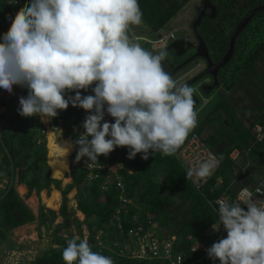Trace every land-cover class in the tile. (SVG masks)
<instances>
[{
    "label": "clouds",
    "instance_id": "obj_1",
    "mask_svg": "<svg viewBox=\"0 0 264 264\" xmlns=\"http://www.w3.org/2000/svg\"><path fill=\"white\" fill-rule=\"evenodd\" d=\"M142 23L138 0H29L0 43V88L28 90L19 99L22 117L55 118L70 103L88 112L85 132L64 146L67 152L77 149L78 163L87 157V167L117 147L128 148L129 160L142 154L146 161L157 152L171 156L198 123L196 89L165 71L166 49L150 51L132 34ZM93 84L94 95L82 96L81 90ZM66 92L75 95L65 99ZM105 111L114 123L105 121ZM217 164L209 157L189 168L186 178L198 183ZM216 203L218 222L212 227L223 226L227 236L208 249L209 258L220 264H264V200L258 203L243 187L234 201L222 197ZM62 259L64 264H114L78 236L66 241Z\"/></svg>",
    "mask_w": 264,
    "mask_h": 264
},
{
    "label": "trees",
    "instance_id": "obj_2",
    "mask_svg": "<svg viewBox=\"0 0 264 264\" xmlns=\"http://www.w3.org/2000/svg\"><path fill=\"white\" fill-rule=\"evenodd\" d=\"M191 1L138 0L143 13V23L150 28L153 34L166 29ZM211 1L217 8L218 15L215 20L204 21L200 28V36L204 39L212 59L218 61L225 56L229 49L230 39L239 19L234 22L230 9L220 10L217 2ZM28 3L29 0L23 5L8 6L0 0V43L3 42L2 37L11 27L15 15ZM245 4L249 6V9H254L259 7L260 3L249 0ZM231 27L233 29L230 31V35L226 37L225 32ZM236 55L237 50H235L234 57ZM258 55L259 52L255 53L251 59L255 60ZM233 59L228 65L232 63ZM228 65L220 72V86L226 81ZM79 110L80 108L67 109L58 113L55 123L58 124V120L63 121L64 140H68L72 133L67 124L68 116ZM221 110L226 111L225 119L221 115ZM231 113L227 100H222L212 109L205 121L196 125L188 135V137L193 133L203 135L202 133L210 124L215 127V133L206 141L221 161V168L217 176L224 180L227 187L246 166L244 158L240 163L235 164L231 160L230 154L236 148L244 155L255 140L252 134L254 125L264 121V112H262L249 129H244L242 123L234 120V115ZM217 123L220 124L219 127L216 126ZM42 127L43 124L38 116L32 125L28 121L14 120L11 126L13 131L4 133V141L15 168L19 170V183L27 186L29 196L33 194L40 196L42 191L47 190L49 192L53 187L60 191L62 204L59 214L52 209L41 207L37 217L18 192L13 190L0 202V243L6 238L8 232L35 221H38V233L42 236L43 228L50 230L58 217H61L64 223L59 226V229H68L76 225L82 235V226H86L90 234L87 240L92 250L111 257L114 264H172L169 260L135 259L121 253L125 245L130 243L129 230H137L139 227L147 229L149 221H152L157 224L159 234L162 237H177L178 241L175 242L176 253L182 252L183 264H215L210 260L198 261L200 257L192 254L190 250L192 242L188 240L189 237H193L195 240L213 244L218 238V235L209 231L210 227L216 221L218 222V217L209 202L220 197L225 189L216 190L214 188L215 180L199 192L194 188L191 180H187L186 172L174 154L164 156L159 152L150 153L149 159L146 161L142 159V154H138L135 159L129 160L127 158L128 148L117 147L108 156H99V164L95 165L108 166L115 163L124 165L125 170H122L119 176L126 185V196L132 201L131 204L124 206L119 201L121 191L116 183H110L107 191L101 189L103 182L111 179L113 175L106 170H98L96 171L98 178L90 183L88 171L82 168V162L76 161L77 150L70 162L69 176L72 178V182L64 185L62 180L52 178V170L46 160L49 141L46 143L45 140L40 147H36L34 143L37 132ZM224 144L225 147H223ZM251 157L264 164V143L258 144L253 149ZM42 168L45 169V173L42 172ZM159 169L164 170L166 176L157 180ZM250 181L249 177H244L239 185L249 186ZM141 186L144 190L137 195ZM74 190L77 192L78 210L84 216L82 222L76 218L75 212L69 210L68 196ZM231 194L234 196L235 191H231ZM137 197L138 201L136 200ZM255 200L259 203L260 200H264V197ZM118 210H121L119 218L122 229L119 227V221L115 219ZM98 232L102 233L103 244V241L97 239ZM73 237L75 236L71 235L68 239ZM83 238L81 237V239ZM68 239H62L58 235L53 236L54 245L58 247H52L42 253L33 264H64L62 250Z\"/></svg>",
    "mask_w": 264,
    "mask_h": 264
},
{
    "label": "built area",
    "instance_id": "obj_3",
    "mask_svg": "<svg viewBox=\"0 0 264 264\" xmlns=\"http://www.w3.org/2000/svg\"><path fill=\"white\" fill-rule=\"evenodd\" d=\"M8 6H19L25 4L27 0H1ZM177 30H171L167 33H162L156 38H143L140 41L146 43L148 50L159 51L160 49H168V47L174 42L177 41ZM139 41V42H140ZM202 68V65L198 63L193 69L188 70V72L182 77H177L175 80L178 83H181L185 77H189L194 74V72L198 71ZM199 75V74H198ZM197 75V76H198ZM209 78L204 77L200 80V82L196 83L192 87H195L196 92L194 93L199 100V106L195 109H204L203 107L207 106L212 97L206 96L203 91L205 86H208L210 83L208 82ZM95 87V84L91 86L87 91L81 90L82 96L94 95L92 88ZM28 90L26 88H22L20 86H13L12 93L7 92L6 90L0 92V146L2 148V152L0 153V202L6 198V196L13 190L18 191V187L20 186V178H19V170L15 168L13 160L9 154L8 148L6 146V142L4 141V133L12 132V122L16 121H28L30 125H32L34 119L37 116L32 117H22L18 114L19 99L20 97H27ZM75 92H66L65 99H68L71 96H74ZM68 109H76L69 104ZM64 110L58 111V113H62ZM89 115L84 109H81L78 112H74L73 114L68 116L67 124L70 127L72 133L70 137V141L74 144V141L78 138L81 133L85 132L83 128V122L86 116ZM39 117V116H38ZM57 117V116H56ZM55 118H46L40 120L43 124V127L38 130L36 138L34 139V143L36 147H40L43 142H48V135L50 129L53 131H62L63 121L58 120V124H55ZM105 121L109 123H114V119L107 114L105 111ZM61 123V124H60ZM252 134L255 138L252 145L247 149L244 153H241L239 149L233 150L230 154L231 160L238 164L241 162L242 158L246 161V166L241 170V173L237 175V177L232 181V183L227 187L224 183V180L221 177H218L217 174L221 168V161L218 156L211 150L208 145L206 139L197 133H193L188 137L185 142L180 146L178 151L174 154L183 169L187 174V170L189 168L196 167L200 162L208 159L209 157H215L218 161L216 168L213 170L212 174L204 180H201L198 183H193L194 188L197 191H202L205 189L210 182L215 180V189L224 188L223 194L216 198L215 201L209 202L212 208L214 209L217 217H218V205L216 201L220 198H226L229 201H234L237 197V193L243 187H248V189L252 192L254 199H260L264 197V177H257L255 179L254 184H250L249 186H240L239 183L243 180L244 177H251L252 170V158L251 154L253 149L258 145L264 143V121L262 123H257L254 125L252 129ZM91 139V137H89ZM75 148V147H74ZM77 149L75 148L74 152ZM244 156V157H243ZM87 157H85L82 162V168L88 171V178L90 183L98 178V170H106L110 172L113 177L111 179L105 180L103 182L101 189L103 191H107L110 183H116L117 187L120 189L121 194L119 201L122 205L131 204L132 201L126 196V185L122 178L119 176V173L123 168H119L118 166L122 163H115L113 165L108 166H97L87 167ZM257 189L260 191L258 192ZM235 191L234 196L231 194V191ZM244 210L247 209L246 205H241ZM121 209V208H119ZM121 210L117 211L115 219L120 223V214ZM120 229H122L121 223L119 225ZM209 231L212 234L218 235L215 243L218 242L222 238H226L227 232L223 228L220 227L219 231H214L211 226ZM128 237L130 238V243H127L125 247L121 250L123 255H128L131 258L138 259H147V260H169L172 264H183L184 256L181 253H176L175 242H177V237L172 236L169 238H164L159 234L158 226L156 223L149 221V227L145 229L144 227H139L137 230H129ZM191 241L190 250L192 254H196L200 257L198 261L210 260L215 264H220L219 260H212L208 256V249L214 244L205 243L204 241L195 240L193 237L188 238ZM118 246V245H117ZM180 246V244H179Z\"/></svg>",
    "mask_w": 264,
    "mask_h": 264
},
{
    "label": "rangeland",
    "instance_id": "obj_4",
    "mask_svg": "<svg viewBox=\"0 0 264 264\" xmlns=\"http://www.w3.org/2000/svg\"><path fill=\"white\" fill-rule=\"evenodd\" d=\"M247 1L249 0H215V2H217V4L219 5L220 10L226 11L230 9L229 11L233 15L232 19L234 20V22L237 19H240L239 17H241L245 12L250 10L249 6L245 4V2ZM258 1L259 0H255V2ZM201 3L202 0H192L188 4V6L182 12H180L177 17L171 22L172 29L177 30V38H185L187 40H190L191 42H196V38L191 30V23L195 19L197 9L201 6ZM220 18L221 16L219 17V19ZM232 29L233 27L229 28L225 32L226 37L230 35V31ZM170 30L171 29L168 27L162 33L168 32ZM131 31L135 36L149 39L154 38V34L144 23L138 26H133ZM140 43L143 47L148 49L146 43H144L143 41H140ZM263 46L264 13H261L254 18L252 23L240 35V38L237 41V55L234 57L232 63L228 65L226 69V81H224L223 84L218 88L219 90L215 89L214 92L206 95L208 97H212V100L206 107H203L204 109L202 111V108L196 110L198 114L199 124H201L202 120L208 116L212 109H214L217 104L224 99L227 100L230 106V109L234 115L233 119H236V121H240L244 129H249L252 124L258 119L259 115L264 112V48H261ZM257 52H259V55L255 60H252L251 57H254L255 53ZM171 55L172 54H169V56ZM198 63L202 64L203 61L198 60L194 62L191 66L182 71L177 77H182L188 72V70L193 69ZM202 71V69H199L198 71L194 72L193 75L185 77L181 83L190 81ZM208 82L211 83L210 79ZM2 91H4V89L0 88V92ZM225 112V110H221L223 119L226 118ZM61 126L62 131L58 130L55 132L50 129V132L56 133L61 139H63L64 126ZM216 126L219 127L220 124L217 123ZM206 129H209L208 134L210 135H213L215 133V127L213 128L207 126ZM202 134L204 135V133ZM204 138L208 140V136L207 138ZM68 140H70V138ZM223 147H225V144L223 145ZM220 150L223 149L220 148ZM74 153L75 152H73L72 156L70 157V162ZM70 170L71 166H69V172L67 173L66 178L58 179L62 180L64 185H68L72 182V178L69 176ZM251 171L252 176L249 177L251 179V184H254L256 177H264V165L255 158H252ZM42 172L45 173L44 168H42ZM158 174L159 178H157V180H160L166 176V172L162 169L158 170ZM22 186L26 185H20L17 189V192L37 217L39 215L41 207H44L45 209H52L59 214L62 204V196L60 191L56 190L55 187H53L49 192L47 190L42 191L40 196H37L36 194L29 196L28 189L25 192L21 191ZM143 190V186H141L137 192V195L139 193H142ZM54 191L59 192L61 199L57 207L50 208L48 207L45 200L46 196L51 197L54 194H52V192ZM76 194L77 192L76 190H74L68 196L69 210L75 212L76 218L80 222H82L84 221V216L78 210ZM136 200L138 201V197L136 198ZM63 223V219H61V217H58L56 222L51 226L50 230L43 228L42 236H40L38 233V221L17 228L12 232H8L6 238L0 243V264H33L37 257L42 253L46 252L52 247H58L54 245L55 243L53 240V236L55 235H58V237L62 239H68L71 235L88 239L90 234L86 226H82L81 235L76 225H73L68 229H59V226H62ZM97 239L98 241H103L102 244L104 243V240H102L101 232H98Z\"/></svg>",
    "mask_w": 264,
    "mask_h": 264
},
{
    "label": "water",
    "instance_id": "obj_5",
    "mask_svg": "<svg viewBox=\"0 0 264 264\" xmlns=\"http://www.w3.org/2000/svg\"><path fill=\"white\" fill-rule=\"evenodd\" d=\"M207 10H211V19H215L217 17V8L212 4L211 0H204L203 6L198 10V16L196 22L193 24V29L198 32V28L201 26L203 20L207 16ZM264 13V6L258 7L247 14V16L240 22L236 30L231 36L229 49L226 52L225 56L218 62H214L210 51L204 41V39L198 35V44L195 45L191 41L187 39H178L174 41L166 50L167 53L174 52L177 58L184 57L188 52L195 51V53L183 64L178 66L173 70L172 64H165L163 61V66L165 71H167L173 78L178 76L182 71H184L188 65L198 61L203 60L205 63V71L199 74L197 77L190 80V82L186 83L189 86H193L198 83L204 77H212L214 80V84L212 86H205L203 91L205 94H210L216 88L220 87L219 75L222 69H224L233 59L236 50V43L240 35L243 31L248 27L251 21L259 14ZM152 51V50H151ZM194 102L195 109L199 105V100L194 94Z\"/></svg>",
    "mask_w": 264,
    "mask_h": 264
},
{
    "label": "bare ground",
    "instance_id": "obj_6",
    "mask_svg": "<svg viewBox=\"0 0 264 264\" xmlns=\"http://www.w3.org/2000/svg\"><path fill=\"white\" fill-rule=\"evenodd\" d=\"M48 137L49 148L47 162L52 170V177L55 179H64L69 172V160L74 152V147H72L71 150L67 152L64 146L66 142L70 145L73 143L70 140L61 139L59 135L54 132H49ZM21 191L24 192V188H21ZM45 202H47L48 207L54 208L55 204L60 202V195L54 193L49 198L46 196Z\"/></svg>",
    "mask_w": 264,
    "mask_h": 264
},
{
    "label": "flooded vegetation",
    "instance_id": "obj_7",
    "mask_svg": "<svg viewBox=\"0 0 264 264\" xmlns=\"http://www.w3.org/2000/svg\"><path fill=\"white\" fill-rule=\"evenodd\" d=\"M260 4H259V7H261V6H264V0H259L258 1ZM203 3H204V0H202V3H201V6L199 7V8H201L202 6H203ZM213 4V3H212ZM199 8L197 9V16H198V10H199ZM256 8H258V7H256ZM256 8H254V9H256ZM254 9H250V10H248L243 16H241L240 17V19L237 21V24H236V26H235V29H234V31L236 30V28L238 27V25L240 24V22L247 16V14L249 13V12H251L252 10H254ZM211 10H207V16H206V18L203 20V22H202V24H201V26L203 25V23H204V21L205 20H215V19H211L210 18V16H211ZM218 15V14H217ZM197 16L195 17V19L192 21V23H191V30H192V33L194 34V36H195V38H196V42H192V43H194L195 45H197L198 44V39H197V36L198 35H200V28H201V26L198 28V32H196L194 29H193V24L196 22V20H197ZM254 20V19H253ZM252 20V21H253ZM252 21H251V23H252ZM250 23V24H251ZM249 24V25H250ZM248 25V26H249ZM190 41V40H189ZM228 51V50H227ZM191 52H195V51H191ZM191 52H188L184 57H182V58H177L176 56H175V53L173 52V54L171 55V56H169V54L166 56V58L164 59V62H165V64H167V65H169V64H172L173 65V70L175 69V68H177L178 66H180L181 64H183L184 62H186L192 55H193V53L192 54H190ZM170 57V58H169ZM221 60V59H220ZM220 60H218V61H220ZM213 61L214 62H218V61H216V60H214L213 59ZM193 64V63H192ZM192 64H190V65H188L187 67H189V66H191ZM177 77V76H176ZM176 77H174V79H176ZM197 77V76H196ZM195 78V77H194ZM210 79V81H211V83L208 85V86H212L213 84H214V80H213V78L212 77H210L209 78ZM188 82H190V81H188ZM188 82H186V83H188ZM200 82V81H199ZM218 89V88H217Z\"/></svg>",
    "mask_w": 264,
    "mask_h": 264
},
{
    "label": "crops",
    "instance_id": "obj_8",
    "mask_svg": "<svg viewBox=\"0 0 264 264\" xmlns=\"http://www.w3.org/2000/svg\"><path fill=\"white\" fill-rule=\"evenodd\" d=\"M168 27H169L171 30H176V29H172V24H171V23L168 25ZM168 27H167V28H168ZM164 30H165V29H163V30H162L161 32H159V33L154 34V38H156V37H158L160 34H162V32H163ZM171 30H170V31H171ZM165 33H167V32H165ZM178 39H185V38H178ZM192 53L194 54L195 52H191L190 54H192ZM168 54H173V52L168 53ZM168 54H167V55H168ZM200 61H203V60H200ZM203 63H204V61H203ZM203 63H202V64L200 63V64L202 65V68H201V69H202L203 71H205V69H206L205 66H206V65H205V63H204V64H203ZM203 71H202V72H203ZM202 72H200L199 74H201ZM207 77L210 78L209 76H207ZM176 78H177V77H176ZM216 89H217V88H216ZM217 90H219V89H217ZM212 92H214V91H212ZM204 93H205V92H204ZM206 95H208V94H206ZM197 99H198V98H197ZM198 106H199V105H198ZM221 115H222V114H221ZM204 121H205V118L202 120V123H203ZM197 125H199V123H197ZM208 126L214 128V126L211 125V124L208 125ZM208 131H209V129H206V130L203 132L205 136H204V135H202V136H203V137H206V138H207V136H208V139H209L212 135L208 134ZM214 131H215V130H214ZM235 149H236V148H235ZM263 165H264V164H263ZM251 174H252V173H251ZM256 179H257V177H256ZM22 188H24V192L27 190L26 186H22ZM53 193H57V194H59L58 191H54V192H52V194H53ZM52 194H51V195H52ZM48 198H49V197H48ZM60 199H61V198H60ZM58 204H59V203H56V204H55V207H57ZM55 207H54V208H55Z\"/></svg>",
    "mask_w": 264,
    "mask_h": 264
}]
</instances>
